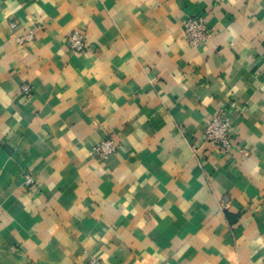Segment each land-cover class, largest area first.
<instances>
[{
  "label": "crops",
  "instance_id": "obj_1",
  "mask_svg": "<svg viewBox=\"0 0 264 264\" xmlns=\"http://www.w3.org/2000/svg\"><path fill=\"white\" fill-rule=\"evenodd\" d=\"M91 258L264 264V0H0V264Z\"/></svg>",
  "mask_w": 264,
  "mask_h": 264
},
{
  "label": "built area",
  "instance_id": "obj_2",
  "mask_svg": "<svg viewBox=\"0 0 264 264\" xmlns=\"http://www.w3.org/2000/svg\"><path fill=\"white\" fill-rule=\"evenodd\" d=\"M15 25H12L14 28ZM183 31L187 43L193 47H201L210 37V29L207 26L206 20L202 16L187 17L183 22ZM32 38V31L28 30L23 35L15 38L18 44L27 42ZM67 46L75 51L81 52L85 48V37L83 33L79 31L71 32L66 39ZM21 93L29 95L30 88L27 84L22 85ZM232 126L228 120H226L222 114H216L209 120L205 127L203 134L205 141L209 144L219 148L222 152H228L232 146ZM116 150V144L112 138L101 140L93 147V152L104 160L109 155L113 154ZM31 182L30 178H27V183ZM85 264H104L95 258L89 259Z\"/></svg>",
  "mask_w": 264,
  "mask_h": 264
}]
</instances>
